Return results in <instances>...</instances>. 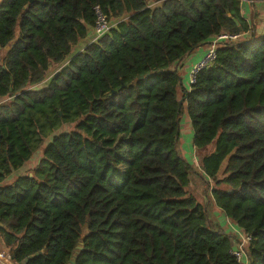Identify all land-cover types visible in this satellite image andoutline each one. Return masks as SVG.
<instances>
[{
    "label": "trees",
    "instance_id": "16d2710c",
    "mask_svg": "<svg viewBox=\"0 0 264 264\" xmlns=\"http://www.w3.org/2000/svg\"><path fill=\"white\" fill-rule=\"evenodd\" d=\"M29 1L0 0V238L10 262L235 264L234 235L187 190L198 172L251 236L249 264H264L257 5L248 21L243 0ZM96 5L115 24L87 43ZM221 32L247 35L185 85L184 58ZM184 113L198 167L180 153Z\"/></svg>",
    "mask_w": 264,
    "mask_h": 264
},
{
    "label": "built area",
    "instance_id": "2783aa9c",
    "mask_svg": "<svg viewBox=\"0 0 264 264\" xmlns=\"http://www.w3.org/2000/svg\"><path fill=\"white\" fill-rule=\"evenodd\" d=\"M94 15L95 20L92 27L89 30V42L96 40L102 35L108 33L110 29L115 24L112 23L107 16L102 12L99 5L94 6ZM247 35V32H239V33H229V32H221L218 34H214L202 45H199L196 49L205 46L201 55L190 64L186 85H192L195 80L197 74L209 67L213 64L216 57V50L221 45L226 43L236 42ZM225 225L228 226L227 231L231 232L234 235L233 245L229 249L230 255L234 258L235 264H249L248 258V245L251 241V236L238 228L229 218L224 215ZM6 259L3 252H0V264L1 261Z\"/></svg>",
    "mask_w": 264,
    "mask_h": 264
},
{
    "label": "rangeland",
    "instance_id": "374dc122",
    "mask_svg": "<svg viewBox=\"0 0 264 264\" xmlns=\"http://www.w3.org/2000/svg\"><path fill=\"white\" fill-rule=\"evenodd\" d=\"M259 16L262 18L261 20H260ZM255 18H256V25L251 24V27H253V30L256 32V34H258V32L264 31V15H256ZM253 20H255V19H253ZM88 42L89 41H87V43ZM82 43L85 44L86 41L85 42L80 41V43L78 45H81ZM76 46H77V44L75 45V47ZM75 47H73L72 53H74ZM189 57H191V56H189ZM182 64H183V67H185L186 62L183 61ZM59 67H60V65H53L52 64V66L49 69L48 74L52 75L53 73H55L59 69ZM184 72H185V69H184ZM184 72L181 70V76H182V79L186 85V79H185ZM178 94H181L180 88H178ZM69 128H71L69 125L64 124L58 131H60V132L67 131ZM191 136H192V130H191V126H190V120L188 118L187 113H184L181 117V125H180V138H179L180 153L182 154V156L185 159L191 160L192 163L195 165V167L196 166L198 167L200 165L199 159L203 153H202V151L196 150L192 146ZM192 149H194V150H192ZM40 155H41V148L37 152H35L33 157L29 160L28 165H30V166L34 165L37 162V160L39 159ZM18 175H19V171H14L13 177L18 176ZM218 177H222V169L219 171ZM207 180L209 181L208 185L204 182V180L201 178V176H200V174H198V172H192L190 174V183L187 187V190L193 196H195V198L197 199L198 202H200L202 205H205V210L207 211L208 216L212 221H217V224L220 227H223L224 229H228V226L225 225V220H223L222 218L219 219L220 210L215 206V204L211 200V196H210L211 194H210L209 189L213 186V184H212L211 180H209V179H207ZM0 252H4V256H5L6 260L9 261V264H12V262H10V260H9L8 254H7V248L3 244L1 238H0Z\"/></svg>",
    "mask_w": 264,
    "mask_h": 264
},
{
    "label": "crops",
    "instance_id": "0c3cea01",
    "mask_svg": "<svg viewBox=\"0 0 264 264\" xmlns=\"http://www.w3.org/2000/svg\"><path fill=\"white\" fill-rule=\"evenodd\" d=\"M252 3L257 5V7L259 8L257 15H264V0H243L241 11H242V15L244 16V18H246L248 21H250V13L253 11ZM256 12H257V10H256ZM255 17H254L255 20L250 21L251 24H253V25L254 24L256 25V18ZM259 18H260V20L262 19L260 16H259ZM263 33H264V31L263 32H258V34H256V36L262 35ZM88 37L85 38V39L89 41ZM85 39H82L80 41H84ZM204 48H205V46H202L201 48L196 49L193 53H191L190 55L186 56V58H184L183 61L186 62V65H185V67H182L181 70L184 72V69H185L184 75H185V79L186 80H187V73H188V69H189L190 64L192 62H194L201 55V53L203 52ZM4 53H5V51H1L0 52V60L4 56ZM189 56H191V57H189ZM23 168H22L23 170L21 169L20 171H24L25 172V171H27V168H29V165H26ZM219 215H220L219 219L220 218L224 219L223 212L220 211ZM1 264H9V261L4 259V260L1 261Z\"/></svg>",
    "mask_w": 264,
    "mask_h": 264
},
{
    "label": "water",
    "instance_id": "95a60500",
    "mask_svg": "<svg viewBox=\"0 0 264 264\" xmlns=\"http://www.w3.org/2000/svg\"><path fill=\"white\" fill-rule=\"evenodd\" d=\"M32 1H33V0H30L29 2L32 3ZM27 6H28V4H26V5L24 6V9H25ZM139 77L141 78L142 76H139ZM181 103H182V101H179V105H178L179 108H180V106H181ZM1 226H2V224L0 223V227H1ZM77 248L80 250V249L82 248V245H78ZM30 257H32V255L29 256V258H30ZM26 260H27V259H26ZM71 262L73 263V259L71 260Z\"/></svg>",
    "mask_w": 264,
    "mask_h": 264
}]
</instances>
